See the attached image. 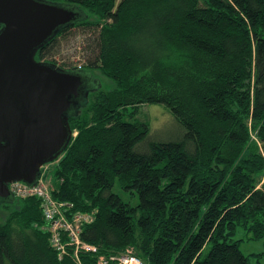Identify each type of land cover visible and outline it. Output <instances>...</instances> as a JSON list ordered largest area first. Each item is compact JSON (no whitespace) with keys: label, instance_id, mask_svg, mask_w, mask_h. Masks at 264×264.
Instances as JSON below:
<instances>
[{"label":"trees","instance_id":"1","mask_svg":"<svg viewBox=\"0 0 264 264\" xmlns=\"http://www.w3.org/2000/svg\"><path fill=\"white\" fill-rule=\"evenodd\" d=\"M48 1L83 15L36 58L115 82L98 79L70 116L77 135L53 174L56 199L95 214L81 237L97 250L60 258L41 200L14 196L0 204V264H116L130 248L144 264H252L240 246L264 241V0ZM74 28L80 66L57 55ZM147 103L170 108L179 138L150 140L125 116Z\"/></svg>","mask_w":264,"mask_h":264},{"label":"water","instance_id":"2","mask_svg":"<svg viewBox=\"0 0 264 264\" xmlns=\"http://www.w3.org/2000/svg\"><path fill=\"white\" fill-rule=\"evenodd\" d=\"M82 15L48 0H0V204L14 198L11 182L35 185L64 153L74 136L70 116L97 84L89 72L36 58Z\"/></svg>","mask_w":264,"mask_h":264},{"label":"rangeland","instance_id":"3","mask_svg":"<svg viewBox=\"0 0 264 264\" xmlns=\"http://www.w3.org/2000/svg\"><path fill=\"white\" fill-rule=\"evenodd\" d=\"M73 33L63 38L61 49L58 54H60V60H71L73 63L82 65L84 62L86 51L84 47L86 46V35L81 29L74 28ZM93 78L99 79L100 84L105 88H111L115 86V82L104 75L100 70H92ZM125 116L132 118L137 121L147 122L150 127V140H172L177 139L181 136L182 128L178 121L175 119L172 111L165 104L161 103H147L136 108L126 109ZM77 132L74 131V136ZM73 136V137H74ZM261 152L264 155V148L262 147ZM60 159V158H59ZM47 163L42 169L43 180L48 184L49 188H55V177L54 169L58 164V160ZM258 187L264 189V172L259 177ZM114 191L122 195L124 199H129L135 205L138 203V196L131 197L126 193L117 182L114 186ZM7 217V211L3 208L0 209V222H3ZM237 237L243 238V231L239 230ZM211 243L205 247V253L209 251ZM241 250L246 254L250 255V261L252 264H264V241L263 240H244L240 246ZM130 248L129 250H133ZM135 250V249H134ZM261 255H258L260 254Z\"/></svg>","mask_w":264,"mask_h":264},{"label":"built area","instance_id":"4","mask_svg":"<svg viewBox=\"0 0 264 264\" xmlns=\"http://www.w3.org/2000/svg\"><path fill=\"white\" fill-rule=\"evenodd\" d=\"M9 188L16 197L35 196L41 200L42 211L47 221L46 228L51 232L50 242L53 248L58 251L60 258L66 253L69 246L74 247L77 256L79 250H97L96 246L87 243L81 237L83 226L92 222L95 214L72 212L71 204L53 196L52 189L43 180L42 173L35 185L24 181H13L9 184ZM111 259L116 264H144L143 260L129 249L120 255L112 256ZM101 261H103L102 257Z\"/></svg>","mask_w":264,"mask_h":264}]
</instances>
